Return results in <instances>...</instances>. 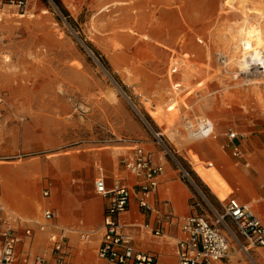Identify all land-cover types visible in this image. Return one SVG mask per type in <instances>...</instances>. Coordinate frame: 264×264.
<instances>
[{"label": "rangeland", "instance_id": "obj_1", "mask_svg": "<svg viewBox=\"0 0 264 264\" xmlns=\"http://www.w3.org/2000/svg\"><path fill=\"white\" fill-rule=\"evenodd\" d=\"M58 1L61 10L52 0H28L23 15L0 5V218H11L21 238L32 229L33 253L49 251L36 223L51 208V224L69 247L65 264L95 263L105 200L94 180L102 171L108 187L119 179L133 185L121 159L136 147L164 157L168 178L153 205L163 207L167 190L178 189L183 207L174 219L213 218L210 206L221 209L191 154L213 163L229 196L255 199L264 211V184L253 182L264 166V76L252 63L235 65L233 46L245 18L264 37V0ZM140 35L162 45L139 47ZM173 84L179 88L169 110ZM159 109L157 125L147 111ZM171 114L176 120L168 123ZM198 118L213 124V135L192 141L185 120ZM230 133L238 137L231 141ZM79 232L96 243L87 248Z\"/></svg>", "mask_w": 264, "mask_h": 264}, {"label": "built area", "instance_id": "obj_2", "mask_svg": "<svg viewBox=\"0 0 264 264\" xmlns=\"http://www.w3.org/2000/svg\"><path fill=\"white\" fill-rule=\"evenodd\" d=\"M28 0H0V5L13 6L23 15ZM185 125L194 139H204L213 135L212 124L204 119H186ZM236 133H230L232 141ZM237 151L234 152V155ZM123 168L132 177L114 180L107 186L102 174L94 180V191L105 204L102 210V234L95 252L94 264H155L156 254L151 251L136 250L131 246V238L122 232L119 216L132 201V192L137 195L138 208L148 213L155 210L153 205L159 178L164 171L163 156L154 157L142 147H136L121 159ZM47 197V191L43 192ZM220 211L210 206L212 214L204 216L193 213L179 222V235L175 243V264H257L253 251L264 247V225L255 214L253 207L235 197H227L220 202ZM54 211H42L41 221L36 223L39 232L47 233L48 252L33 253L34 235L29 227L23 228L24 236L19 237L16 226L10 219L0 218V264H65L68 244L63 230L57 231L51 224ZM164 220L149 227L153 235L159 236L164 227L170 226L174 216L164 214ZM14 222V221H13ZM24 239L28 240L24 244ZM79 239L86 242L87 232H79Z\"/></svg>", "mask_w": 264, "mask_h": 264}, {"label": "bare ground", "instance_id": "obj_3", "mask_svg": "<svg viewBox=\"0 0 264 264\" xmlns=\"http://www.w3.org/2000/svg\"><path fill=\"white\" fill-rule=\"evenodd\" d=\"M1 20V19H0ZM253 34V35H252ZM149 39V40H148ZM151 41L152 43H157L158 45H162L158 42H155L153 40H150L147 35H140L139 37V42L140 43L138 46L139 47H147L149 46V42ZM233 46L234 49L236 47L238 48L239 52V57H236V61L234 62L235 65H237L240 69L242 68H248L251 63L254 65L257 69L261 70V73L264 76V57L262 56V50H264V37L263 33L260 27H250L248 25V19L245 18L244 22L240 24L237 29H236V37L233 38ZM172 57L178 56V50L177 49H171L170 50ZM187 56V54H184ZM171 57V59H172ZM180 65H181V72L184 78L189 79L192 75V69L190 66V62L188 60H180ZM178 84V83H177ZM181 86V85H179ZM176 85H172V89L170 91V100L169 103L167 104V108L171 110L172 105L176 101V92L174 90H177ZM133 109L140 114L138 109L135 106H132ZM148 115L150 118L157 124L160 125L162 124V118H163V111L158 110L157 112L155 111H147ZM165 120L168 123H173L176 120V116L174 114L169 115L168 117L165 118ZM213 126V124H212ZM214 128V126H213ZM188 137L190 140H201V139H194L188 133ZM205 140V139H202ZM197 147H201L202 142H196L194 143ZM190 160L192 163V169L195 172V174L200 178V180L204 183V185L209 189L210 193L217 199V201L222 202L224 201L230 194L233 193V190H231L229 187L225 186L224 184L221 183V180H219L217 176V171L216 168L213 166V163L211 162H204L201 159H199L196 155L191 154L190 155ZM258 174L260 176L261 180H264V166L261 164L258 165L257 167ZM256 181L258 182L259 179ZM2 193L3 197H8V190L6 187H2ZM246 195H248V192H245ZM168 200L171 202L173 209L175 210L176 214L180 213L181 210V198L178 194V192L175 189H169L167 193ZM251 205H253L257 211H260V208L257 207L256 205V200L255 199H250L248 201ZM3 204L0 205V209H3ZM34 205L30 206V211L31 213H34ZM11 219V218H8ZM88 247L91 248V245L96 243L94 240L93 242L90 240L88 241Z\"/></svg>", "mask_w": 264, "mask_h": 264}, {"label": "crops", "instance_id": "obj_4", "mask_svg": "<svg viewBox=\"0 0 264 264\" xmlns=\"http://www.w3.org/2000/svg\"><path fill=\"white\" fill-rule=\"evenodd\" d=\"M100 175H101V172H100ZM255 175L256 176L253 179L254 184L262 187L264 184V180L260 179L258 171H256ZM167 178H168V173H166L164 170L162 175L159 178V184H158L156 196L159 191L160 181L163 184ZM256 179L257 180L259 179V181L257 182ZM132 180H133L132 177L129 175L128 181H132ZM169 189H175L181 198V210L179 213L181 214L182 207H183L182 206V194L176 188H169ZM168 190H167V193H168ZM133 200L135 199H132L127 210L121 213L119 216V222H120V225L122 226V232L131 238L132 248L136 250L154 252L156 254L155 264H175V243L179 235L180 219H177V218L173 219L170 226L164 227L163 233L159 236L153 235L149 230L150 226L155 225L158 221H162L163 216H161L160 218L159 214L161 215L162 213V215H164L168 213L172 215L173 211L175 212V210L173 209V207L169 206V201L163 200L164 202L163 207H160L159 209L155 208L154 211L150 213L148 212L145 213L141 211L138 207L137 209L134 208ZM251 206L254 209V206L253 205ZM254 212L260 218L262 224L264 225V211L260 210L257 212L254 209ZM23 242L24 244H26L27 240L24 239ZM33 247L34 246H32V250H33ZM96 248L94 250H96ZM94 258H95V255H94ZM253 258L257 264H264V247L255 249L253 251Z\"/></svg>", "mask_w": 264, "mask_h": 264}, {"label": "trees", "instance_id": "obj_5", "mask_svg": "<svg viewBox=\"0 0 264 264\" xmlns=\"http://www.w3.org/2000/svg\"><path fill=\"white\" fill-rule=\"evenodd\" d=\"M56 5L57 7L61 10V6H60V3L58 0H52Z\"/></svg>", "mask_w": 264, "mask_h": 264}]
</instances>
